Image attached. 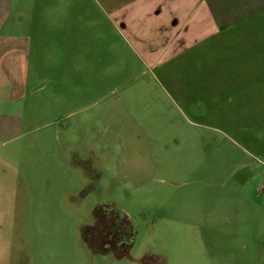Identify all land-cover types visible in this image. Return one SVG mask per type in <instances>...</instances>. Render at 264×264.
<instances>
[{
    "label": "rangeland",
    "instance_id": "rangeland-1",
    "mask_svg": "<svg viewBox=\"0 0 264 264\" xmlns=\"http://www.w3.org/2000/svg\"><path fill=\"white\" fill-rule=\"evenodd\" d=\"M201 1L94 9L69 56L0 71V264H264V10L216 29ZM99 214L127 257L86 244Z\"/></svg>",
    "mask_w": 264,
    "mask_h": 264
},
{
    "label": "crops",
    "instance_id": "crops-1",
    "mask_svg": "<svg viewBox=\"0 0 264 264\" xmlns=\"http://www.w3.org/2000/svg\"><path fill=\"white\" fill-rule=\"evenodd\" d=\"M188 1L0 0V71L9 77L14 73L20 84H26L24 73L29 57L34 55L39 58L42 52L50 51L49 45L56 44H66L68 50L65 51L69 56L72 45L76 41L75 27L78 24L84 28L90 27L94 9H98L105 20L112 24V16L118 20L126 12L134 22L136 17L142 15L145 10L151 13L154 19H158L165 13H172L171 17L174 20L176 12L182 9L187 10ZM198 2L199 0H193L191 11ZM200 8L203 12L209 13L206 14L208 23H213L216 29H219L233 26L261 12L264 10V0H202L198 4V9ZM203 16L205 17V14ZM149 17L150 14L147 15V19ZM78 40L87 43L90 41L86 37L78 38ZM52 49H54L53 46ZM8 81L11 82V79ZM1 248L5 247L1 246ZM3 253L4 250L0 249L2 258H4ZM2 258H0L1 261ZM146 258L136 263L155 264L148 259L145 261Z\"/></svg>",
    "mask_w": 264,
    "mask_h": 264
},
{
    "label": "trees",
    "instance_id": "trees-1",
    "mask_svg": "<svg viewBox=\"0 0 264 264\" xmlns=\"http://www.w3.org/2000/svg\"><path fill=\"white\" fill-rule=\"evenodd\" d=\"M95 221L96 225L94 227L87 228L84 231V240L92 251L100 254L112 252L119 259L127 257L132 247L131 235L127 231H118L121 225L117 222L116 217L113 215L101 216L99 214L96 215ZM104 227L108 231H103ZM98 229L102 231H98ZM95 235L99 236L100 239L97 243H91L93 240L91 241L90 237Z\"/></svg>",
    "mask_w": 264,
    "mask_h": 264
}]
</instances>
